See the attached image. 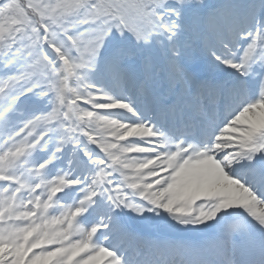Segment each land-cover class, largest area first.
<instances>
[{"label": "snow or ice", "instance_id": "obj_1", "mask_svg": "<svg viewBox=\"0 0 264 264\" xmlns=\"http://www.w3.org/2000/svg\"><path fill=\"white\" fill-rule=\"evenodd\" d=\"M0 264H264V0H0Z\"/></svg>", "mask_w": 264, "mask_h": 264}]
</instances>
